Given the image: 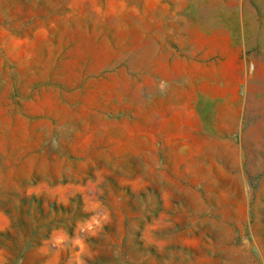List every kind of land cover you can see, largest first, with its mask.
Masks as SVG:
<instances>
[{
    "label": "rangeland",
    "instance_id": "374dc122",
    "mask_svg": "<svg viewBox=\"0 0 264 264\" xmlns=\"http://www.w3.org/2000/svg\"><path fill=\"white\" fill-rule=\"evenodd\" d=\"M0 264H264V0H0Z\"/></svg>",
    "mask_w": 264,
    "mask_h": 264
}]
</instances>
